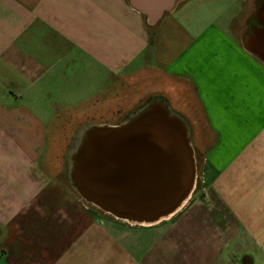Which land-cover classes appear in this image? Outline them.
Listing matches in <instances>:
<instances>
[{
  "label": "crops",
  "instance_id": "1",
  "mask_svg": "<svg viewBox=\"0 0 264 264\" xmlns=\"http://www.w3.org/2000/svg\"><path fill=\"white\" fill-rule=\"evenodd\" d=\"M158 84L211 142L182 209L139 226L45 154L69 117ZM0 264H264V0H0Z\"/></svg>",
  "mask_w": 264,
  "mask_h": 264
},
{
  "label": "water",
  "instance_id": "2",
  "mask_svg": "<svg viewBox=\"0 0 264 264\" xmlns=\"http://www.w3.org/2000/svg\"><path fill=\"white\" fill-rule=\"evenodd\" d=\"M189 132L186 120L159 99L118 125H92L71 155L70 185L116 220L158 224L194 193L197 159Z\"/></svg>",
  "mask_w": 264,
  "mask_h": 264
},
{
  "label": "rangeland",
  "instance_id": "3",
  "mask_svg": "<svg viewBox=\"0 0 264 264\" xmlns=\"http://www.w3.org/2000/svg\"><path fill=\"white\" fill-rule=\"evenodd\" d=\"M160 81L158 80V83ZM177 84V83H176ZM161 89V90H160ZM136 96L134 91H130L126 88L123 89V99H120L116 102L108 101L104 106L96 108L97 112L105 113L103 114V118H96L93 112L89 114H80L76 116L69 117L72 120L68 130L69 131H56L50 134V143L47 146V154L46 157L54 158V157H65L64 162L65 165L62 164H55L53 168H51L50 172H55V176L57 178H62L64 181H67V185H70L69 181V172H70V160L71 155L76 149L77 144H79V139L81 136V132L92 125H118L128 119L131 115L138 112L142 107L147 105L152 100L159 99L164 103L170 105V108L174 111V113L181 115L186 122L188 123L190 129V137L192 139V143L194 146V151L197 159V167L198 165L202 164L203 162V153L205 148H207L209 142H211L210 132L207 130L204 121V112L198 107L195 106L193 103V98H189L186 96H180L179 93L172 92L170 94V99H165L163 93V85H157L156 91H148L142 89L141 92L138 93L137 96H141L138 100V103H132V99ZM97 116V114H96ZM122 117V118H121ZM81 125V126H80ZM80 126V133L78 134L75 132L79 129ZM64 128V127H63ZM61 129V128H60ZM60 138V139H59ZM65 140V142L73 141L72 146L67 149H55L57 141ZM70 145V144H69ZM204 150V151H203ZM55 153V154H54ZM59 158L56 160L58 161ZM71 189H73L71 187ZM199 189V188H198ZM74 190V189H73ZM85 202V201H84ZM86 203V202H85ZM88 204V203H87ZM90 205V204H88ZM212 209L216 208V205L210 207ZM210 209H203L204 212L209 213Z\"/></svg>",
  "mask_w": 264,
  "mask_h": 264
}]
</instances>
